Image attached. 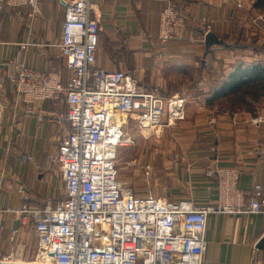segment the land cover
Returning a JSON list of instances; mask_svg holds the SVG:
<instances>
[{
    "label": "crops",
    "instance_id": "1",
    "mask_svg": "<svg viewBox=\"0 0 264 264\" xmlns=\"http://www.w3.org/2000/svg\"><path fill=\"white\" fill-rule=\"evenodd\" d=\"M72 1L39 0L34 15L29 8L0 9V82L6 89L0 108L2 209L19 210L24 205L45 209L65 197L58 164L50 158L71 131L66 100L36 102L29 113L14 91V80L20 66L27 65L55 73L63 86L69 83L70 72L58 45ZM237 1L92 0L91 18L100 28L96 66L130 73L142 88L157 89L161 96L187 99V118L175 125H188L192 143L181 145L182 153L188 154L186 162L176 164L165 183L161 179L164 199L169 202L217 203V182L206 175L211 164L236 168L241 190L264 187L260 151L264 96L247 98L248 106L234 108L225 99L210 101L238 66L264 62V32L242 30L264 13L254 7L255 0H243L245 9H237ZM168 4L185 13L186 27L182 39L169 43L162 52L157 41L159 18ZM205 25L229 47L215 45L206 53ZM254 43L260 48L253 47ZM255 119L261 121L259 125ZM22 224L18 215H6L0 229V260H34L37 242L32 227ZM206 238L203 264H264V249L259 248L264 239V213L210 215Z\"/></svg>",
    "mask_w": 264,
    "mask_h": 264
},
{
    "label": "built area",
    "instance_id": "2",
    "mask_svg": "<svg viewBox=\"0 0 264 264\" xmlns=\"http://www.w3.org/2000/svg\"><path fill=\"white\" fill-rule=\"evenodd\" d=\"M39 3L0 0V9L29 8L34 15ZM71 3L66 8L58 45L70 72L69 83L63 86L55 73L27 65L20 66L14 80V91L29 113L36 102L66 100L71 131L56 156L50 158L58 164L65 197L45 209L28 205L19 210L0 208V229L6 215H18L23 226L32 227L37 242L34 260L6 258L0 264H203L209 216L263 214L264 187L241 190L236 168L212 164L207 165L206 175L217 182L215 204L173 203L151 194H138L121 182L119 150L131 121L145 137L164 125L185 121L187 99L181 95L161 96L142 88L130 73L97 67L100 28L91 18L92 0ZM245 3L238 0L236 8L245 9ZM250 24L264 31L263 16L253 18ZM185 27V13L168 4L159 18L157 41L162 52L169 43L182 39ZM205 27L206 35L211 26ZM5 94L0 82V108ZM260 122L254 120L256 125ZM262 141L264 168V137ZM142 175L146 181L154 177L153 167L142 166Z\"/></svg>",
    "mask_w": 264,
    "mask_h": 264
},
{
    "label": "rangeland",
    "instance_id": "3",
    "mask_svg": "<svg viewBox=\"0 0 264 264\" xmlns=\"http://www.w3.org/2000/svg\"><path fill=\"white\" fill-rule=\"evenodd\" d=\"M255 29L259 32H264L250 23L243 25L242 30L246 34H250ZM246 42L248 45L253 43ZM256 44L258 46L254 43L253 47L259 49V43ZM146 90L159 93L154 88H146ZM127 131L128 136L125 139L124 145L119 150L118 166L120 181L132 186L138 194H151L158 198H164L165 193L161 179L163 178L165 180L163 183H165L170 178L166 175L173 171L175 165L186 162L185 155L188 154L182 153L181 145L192 143V138L189 136L190 128L188 125H183V127L172 125L171 127L158 128L157 132L146 133L144 137L131 121V125ZM176 156L178 157L176 158ZM129 163H134V165L128 166ZM147 164H150L155 172V176L148 181L142 175V166ZM36 248L35 246L34 253H37Z\"/></svg>",
    "mask_w": 264,
    "mask_h": 264
},
{
    "label": "trees",
    "instance_id": "4",
    "mask_svg": "<svg viewBox=\"0 0 264 264\" xmlns=\"http://www.w3.org/2000/svg\"><path fill=\"white\" fill-rule=\"evenodd\" d=\"M254 7L264 13V0H255ZM261 96H264V62H254L238 66L221 88L215 90L210 101L225 99L234 108L248 106L247 98L257 100Z\"/></svg>",
    "mask_w": 264,
    "mask_h": 264
},
{
    "label": "water",
    "instance_id": "5",
    "mask_svg": "<svg viewBox=\"0 0 264 264\" xmlns=\"http://www.w3.org/2000/svg\"><path fill=\"white\" fill-rule=\"evenodd\" d=\"M204 44H205L206 53H208L210 51L211 47H213L215 45L225 46L226 42L224 40L220 39L215 33L208 32L205 35ZM259 248L264 249V239L260 242Z\"/></svg>",
    "mask_w": 264,
    "mask_h": 264
}]
</instances>
